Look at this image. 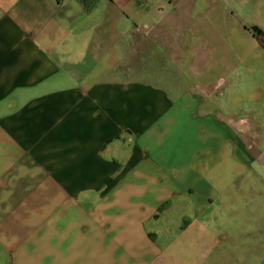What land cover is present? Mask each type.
<instances>
[{"label": "crops", "instance_id": "0c3cea01", "mask_svg": "<svg viewBox=\"0 0 264 264\" xmlns=\"http://www.w3.org/2000/svg\"><path fill=\"white\" fill-rule=\"evenodd\" d=\"M263 40L264 0H0V264H264Z\"/></svg>", "mask_w": 264, "mask_h": 264}, {"label": "rangeland", "instance_id": "374dc122", "mask_svg": "<svg viewBox=\"0 0 264 264\" xmlns=\"http://www.w3.org/2000/svg\"><path fill=\"white\" fill-rule=\"evenodd\" d=\"M149 49H151L152 52L154 53V56L151 59V64L153 66L158 65V64L160 65L161 59H158V57L156 56L157 54L160 53L158 42L152 43V46L151 47L149 46ZM181 61L182 60L178 61V60L173 59V58H166L162 62H163V65L165 67H167L169 69H175V68H177V64L178 63L180 64ZM181 64H182V66H184L185 71H187L188 73L194 72L195 69L197 68V66L198 67L200 66L198 61H197V59H192V58L184 61V63H181ZM250 124H252V123H250ZM254 124H255L256 130L259 133V135H257V136H258V138L260 140V143L262 144L261 147H260L261 153H260V157L259 158H260V161L264 162V122H259V123H254ZM250 130L253 131V129H250Z\"/></svg>", "mask_w": 264, "mask_h": 264}, {"label": "trees", "instance_id": "16d2710c", "mask_svg": "<svg viewBox=\"0 0 264 264\" xmlns=\"http://www.w3.org/2000/svg\"><path fill=\"white\" fill-rule=\"evenodd\" d=\"M85 9L89 10L90 8H92V6H94L95 4V0H81ZM254 30L258 31L259 29L256 27H253Z\"/></svg>", "mask_w": 264, "mask_h": 264}]
</instances>
